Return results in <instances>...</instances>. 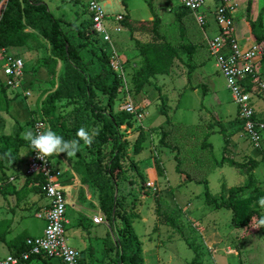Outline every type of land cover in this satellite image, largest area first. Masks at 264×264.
<instances>
[{"label":"rangeland","instance_id":"rangeland-1","mask_svg":"<svg viewBox=\"0 0 264 264\" xmlns=\"http://www.w3.org/2000/svg\"><path fill=\"white\" fill-rule=\"evenodd\" d=\"M41 1L47 5L48 11L61 21L62 30L70 43L79 51L89 74H95L99 70L97 54L101 45L93 36L83 37L82 40L77 36V30H81L80 23L89 20V15L85 9L87 3L92 0ZM97 1L108 16L122 14L126 12L125 8L129 7L135 20H147L151 16L147 4L149 1H152L154 13H157L162 19L172 17V14L175 17L179 12V9L176 8L178 6L177 0ZM238 1L239 9L234 15L236 35L238 37L249 36L250 28L245 17L247 3L251 1L252 18L256 20L260 12H263L264 20V0ZM216 4L217 0H206L204 7L214 8ZM168 8L171 9L170 13L166 12ZM177 24L173 19L172 24L160 28L161 35L176 48L180 42ZM183 24L186 25L190 34V36L189 34L186 36V44L196 46V52L190 61L195 70L192 73L190 84L187 82L186 67H183L185 72L167 84L170 86V91L167 90L166 85L162 87V93L166 96L163 101L169 105L167 108L168 116L172 125L170 127L161 126L165 117L160 114L159 92L153 83H149L145 90L139 94H135L130 89L132 101L136 107L142 110L143 120L141 123L143 128L137 127L138 122H134L135 120L132 118L128 125L120 127L124 157L121 162L123 173L114 187L116 204L112 210L115 216L114 225L105 218L106 214L100 210L108 229V237L105 241L106 233L104 230L106 227L104 224L94 225L91 219H87L88 224L79 228L73 220L75 215L73 209L68 210L67 207L66 218L70 220V224L66 229V237L69 246L77 242L78 238L82 239L80 233L84 230L82 234L99 252L103 241L109 251L115 250L113 259L103 256L102 264H117L115 258L118 249L115 244L119 240L117 230L121 226L119 217L122 213L138 217L133 219L132 227L141 242L143 264H188L194 257V252L188 247V244L195 248L199 254L197 264H264V238L260 235L256 218L251 220V226L247 227V230L246 227L245 229L235 228L231 224L233 214L230 210H214L204 203L203 181H207L210 194L217 200L221 194L223 195V186L228 189L242 186L247 182V175L242 171L226 164L216 167L213 163L212 157L219 160L225 156L238 162L244 159L240 155L226 154L228 153L227 150L225 153L223 152L225 138L228 137L226 132L223 135L217 132L211 133L207 137V142L212 145L211 150L200 149L209 128L213 127L219 131L223 128L222 125H216L215 119L226 126L232 124L233 129L228 127L231 136H235V139L240 138L247 149L254 147L252 148L245 139L242 128L235 119L237 109L233 104L231 93L226 87L224 77L217 71L214 59L209 54L204 34L212 38L215 36V30L208 29L206 26H199L191 15L184 18ZM41 26L47 30L49 20L45 17L42 18ZM134 38L148 46L156 43L150 35H134ZM112 40L114 48L126 65L129 76V78L127 76V80L130 82L131 72L140 63L134 41L130 40L126 29H121L119 33L112 30ZM10 52L18 55L24 62L21 81L30 90L31 97L25 99L20 95L9 99L8 112H0V118L3 119L4 124L3 127H0V136L11 134L14 130H21V137L26 138L27 133L31 131L29 120L38 116L43 97L55 89L50 84L48 72L42 64L43 59L51 55V48L48 41L41 36L40 31L35 29L33 30V38L26 46L13 48ZM178 53L184 58L180 50ZM1 68L2 61L0 60V70ZM258 71L264 79V64L258 65ZM63 73V65L58 61L56 84L62 79ZM129 86L131 88V85ZM192 87L196 91L191 89ZM256 100V98L253 99L255 106L256 104L257 106L261 105L262 101L257 102ZM121 101L122 99H116L114 111H121ZM66 102V100L61 101L57 103V106L58 111L63 114L62 121L66 125L67 131L63 132L58 125L55 132L62 135L66 140H71L80 139L78 132L81 128L85 129L89 135L93 136V142L88 145L81 139L80 152L87 161L94 162L96 160V143L101 139L100 124L95 120L90 110L85 108L83 97L79 98L78 104L65 105ZM94 102L100 106H105L106 97L97 93ZM62 104L64 105L61 107ZM161 129L169 131V136L164 141L166 146L159 143ZM140 130L145 134L146 140L142 145L143 150L136 155L133 153V144ZM169 146L177 147L180 161L179 170L184 171L183 175L192 178L186 184L179 183L181 176L180 173L176 172L175 152ZM111 149L110 141L104 143L100 148L102 168L108 164ZM28 151L27 145L20 147L18 151L19 160L14 166L9 167L6 171L7 176L12 174L24 176L27 170ZM53 160L54 158L51 159L52 162ZM152 167L157 174L158 171L160 173L157 179H152L155 182L154 190H149L146 188V179L141 174V170ZM164 174L168 180L166 182ZM254 177L258 181V186L256 183L254 185L256 190H247L238 197L237 221H242L245 212L249 209H258L264 216V203H261V200L264 199V163L256 168ZM96 181L97 185L107 184L104 172L101 171L96 175ZM85 186L93 194V197L86 199L84 193H79L81 203L83 201V209H100L96 187ZM260 207L262 210L259 209ZM202 218L208 223L204 224ZM171 221L174 225H171ZM33 222L38 224L40 220L35 216ZM211 227H216L220 232L217 243H210L206 237V230ZM77 246V248L82 249L81 243ZM3 248H5L4 243L0 242V251L4 250Z\"/></svg>","mask_w":264,"mask_h":264},{"label":"trees","instance_id":"trees-1","mask_svg":"<svg viewBox=\"0 0 264 264\" xmlns=\"http://www.w3.org/2000/svg\"><path fill=\"white\" fill-rule=\"evenodd\" d=\"M151 3L152 1H149L147 4L152 13V21H133L128 15H124L122 21L119 23V26L122 29H126L129 32L130 39L134 41L135 48L140 57V63L137 68H134L132 71L133 73L131 72L132 75L129 82L131 85L130 89L135 94L143 92L144 88L150 83L151 78H154L157 75H167L169 73L173 61H180L178 50H180L186 57V63L184 64L187 68L188 84H190L191 74L194 70L193 65L190 63L194 52V46L191 44L180 43L176 48L170 42L166 41L158 31L160 19L154 14ZM177 7L179 9V12L176 15L179 25L178 37L181 40L185 35L181 20L191 12L179 4ZM250 11L251 1H248L246 18L249 22L251 33L257 43H264L263 12H260L257 19L252 21L249 17ZM44 17L49 20V28L47 30L41 26V20ZM80 27L81 30H77V36L79 39L82 40L83 37L88 36H93L97 39L91 31V23L89 20L81 22ZM35 29L40 31L41 36L47 40L50 45L51 55L45 57L42 64L48 72L50 84L55 87L52 92L47 93L43 97L40 105L41 111H39L38 116L47 124L48 130L51 129L55 131L56 127L60 125L62 131L65 132L67 131V127L62 121L63 114L58 111L57 103L66 100L67 102L65 105L78 104L79 98L83 97L85 108L90 110L95 120L100 124L99 134L101 135V139L96 143V160L94 162L87 161L84 155L79 151L75 155L76 159L73 165V171L79 176L82 185H92L96 187L99 208L106 214L105 218L114 225L115 216L112 211L113 207L116 205L114 187L117 185L123 173L121 162L124 157L120 127L128 125L131 118L135 120L134 122L136 123L138 120L133 114H128L124 111H114L115 101L116 99L121 100L122 92L120 91L121 82L119 77L109 64V47L102 44L100 40L97 39L101 45L98 48L97 54L99 70L91 75L88 72L86 64L83 62L79 51L72 43H70L65 32L62 30L61 21L48 11L46 4L41 0H7L5 9L0 13V48L13 49L26 46L33 38V30ZM136 32L149 34L156 43L150 46L142 44L138 40H135L134 34ZM58 61L62 63L64 73L62 79L56 84L55 77ZM261 63L264 64V53L261 58ZM42 64H40L41 67H43ZM191 89L194 90L195 88L192 87ZM6 90L7 88L4 87L0 79V93L5 94ZM97 93L106 97L105 106H100L94 102ZM15 97H17V95ZM159 100L160 114L165 117L161 126L170 127L172 123L168 117L166 104L160 93ZM63 105L64 104L60 106L62 107ZM3 106L6 109L7 100H5ZM30 124H32V119L30 120ZM138 125L136 126L143 128L141 122H138ZM217 125H219V123H217ZM75 131L77 132L76 128ZM219 133L224 134L225 132L221 129ZM168 136L169 131L161 129L159 143H162V146L167 145L164 144V141ZM145 140V134L140 130L133 144L134 154L137 155L143 150L142 145ZM107 141H110L112 144L111 155L107 166L102 168L100 148ZM25 145L29 147V142L27 139L20 137L19 131L14 136H0V155H5L8 151H11L17 156L20 147ZM169 147L175 152L174 160L177 162L176 172L182 173L179 170L180 161L178 149L175 146ZM211 148L212 146L207 142L206 135L200 145V149L211 150ZM212 160L215 166L226 164L229 167L242 171L247 175V182L242 186L228 189L223 186V195L217 200L210 194L207 181H203L204 203L214 210H230L233 214L231 224L235 228H245L249 225L252 219L256 218L258 230L260 235L264 238V218L258 209L247 210L244 214L243 220L237 221L238 197L241 194H244L247 190H256V188H254L255 179L253 171L258 166V162L253 159H249L245 162H238L227 157H222L219 161L212 157ZM101 171L105 174L107 180L106 185H97L96 175ZM159 173L160 171H158V175ZM186 177L188 178V176ZM26 180L28 183H36L37 190L42 192L41 186L43 184V179L41 177L28 176ZM146 196L148 197V194H146ZM136 218L138 217L126 213H122L119 217L121 225L117 230L119 240L116 241L115 244L118 249L115 258L117 264H143L141 242L138 240L132 227V221ZM171 225H174L172 221ZM24 237L25 236H22L15 241V243L21 242L22 244L20 245L22 247L18 252H23L25 250V241H23ZM8 246L10 247L11 245L8 244ZM188 247L194 252V257L188 264H197L199 260L197 250L189 246V244Z\"/></svg>","mask_w":264,"mask_h":264},{"label":"built area","instance_id":"built-area-1","mask_svg":"<svg viewBox=\"0 0 264 264\" xmlns=\"http://www.w3.org/2000/svg\"><path fill=\"white\" fill-rule=\"evenodd\" d=\"M6 1H0V10L5 9ZM205 1L178 0V3L194 15L197 24L201 27L207 25V15L212 16L217 33L212 38L205 34L209 54L214 59L217 71L224 77L226 87L231 93L233 104L237 109L236 119L245 139L254 148L264 151V118L256 116L253 105L254 98H259L264 103V79L258 71L259 62L264 53V43L252 41L246 47L237 41L234 15L239 9L238 0H217L214 8L204 7ZM85 10L89 15L92 33L102 44L109 47V64L119 77L120 91L123 93L120 110L135 115L138 122H141L142 110L136 107L131 99L126 65L114 48L112 40V30L119 33L122 29L119 23L123 19V14L108 16L97 0L89 1ZM0 60L2 61L1 81L4 87L25 99L30 98V90L25 89L21 81L24 70L23 60L6 48H0ZM31 129L33 135H38L47 131L48 127L38 116L32 118ZM46 159L37 157L36 153L31 151L25 172L26 176H38L43 179L41 190L47 200L46 225L43 234L27 238L23 252L0 258V264H20L37 256L58 259L62 264H81L80 252L69 246L66 237L63 173L52 166L49 157ZM145 185L147 189L154 190L153 182L148 181ZM102 222V218L93 219L94 224Z\"/></svg>","mask_w":264,"mask_h":264},{"label":"crops","instance_id":"crops-1","mask_svg":"<svg viewBox=\"0 0 264 264\" xmlns=\"http://www.w3.org/2000/svg\"><path fill=\"white\" fill-rule=\"evenodd\" d=\"M177 3H178V0H177ZM176 8L178 9V7H176ZM125 11L126 12L122 13L123 16L128 15L130 17V19H132L133 21L150 22L153 19L151 11H150L151 16H149L147 20H143V19L135 20L132 17L131 10L129 7H126ZM153 12H154V8H153ZM166 12L170 13L171 9H169V8L166 9ZM190 15L192 17H194V15L191 13L185 17H188ZM156 16H158V14ZM172 17H165V19H162L161 17L158 16V18L160 19V25L158 27V31L160 34H162L160 31V28L162 29V27H165L167 25L172 24L173 19L175 20V23H178L176 16L174 17L172 14ZM245 17H246V11H245ZM249 17L251 18L252 21L255 20L254 18H252L251 12H250ZM171 18H172V20H171ZM184 18L181 20V25L184 28L185 35H184L183 39H181V40L179 39V41H180L179 44L180 43L186 44V42H185L186 36L189 34L187 31L186 25L183 24ZM246 20H247V18H246ZM248 25H249V22H248ZM206 28L213 29V30H215V34L217 33V27L213 21L212 16L209 14L207 15ZM234 28H235V26H234ZM249 28H250V25H249ZM263 28H264V20H263ZM134 35H149V34L142 33V32H136ZM189 36H190V34H189ZM204 36H205V34H204ZM235 37L241 45L246 46V47L252 41H255V38L251 33V28L249 31V36L246 35V36H242V37H238L236 35V30H235ZM129 38H130V34H129ZM191 45L194 46V52H193V56H194V54L196 52V46L194 44H191ZM9 51H11V49H9ZM179 59H181V60L180 61L179 60L173 61L172 66L170 68V71L167 75H157L154 78L150 79V83H153L155 85L154 87L157 88V92H159L160 95L164 99H166V96L162 93V87H164L166 85L167 90L170 91V86H168L167 84L173 82V80L176 77L181 76L185 72V70L183 68V67H186V65L184 64V63H186L185 55H184V58L179 56ZM260 63H261V60H260L259 64ZM178 66H180V67H178ZM194 70H195V68H194ZM194 70H193V72H194ZM186 74H187V68H186ZM1 75L2 74L0 71V79L2 78ZM191 76H192V74H191ZM199 86H201V85H199ZM203 87H205V85ZM24 88L28 89L26 86H24ZM204 89L206 90V87ZM144 90H145V88H144ZM9 91H11V94H9ZM194 91H196V89ZM15 95H16V93L12 92V90H9V89L6 90L5 94L0 93V112L1 111L8 112V101H9V99L15 98ZM17 96H20V95H17ZM158 99H159V96H158ZM5 100H7L6 109L3 106ZM256 101L261 102V100L259 98ZM158 102L160 105V101H158ZM165 104H166V102H165ZM253 105L255 106L254 101H253ZM168 107H169V105L166 104V108H168ZM255 109H256V116L260 117V118H264V103L261 102V105H259V106H257V104H256ZM166 111L168 114V109H166ZM235 119H236V117H235ZM215 121H216V125H217V123H219V125H222L223 128L226 129V131H224V129L222 128L223 131L226 132V134H228L227 138H225L223 136L226 139L225 145L223 146V148H224L223 152L224 153L227 150L228 153H226V154L242 156L241 158H244V159L241 162H245V161H248L249 159H253V160L258 162V166L261 163H264V151H262L260 149L257 150L255 148H253L252 145L251 146L253 149H250V148L247 149V147H245L243 145V143L241 142L240 138L235 139L234 138L235 136H231V133H230L231 131H229L228 127L230 126L233 129L232 124L229 126H226V125L222 124L221 121H218L217 119H215ZM236 121H237V119H236ZM29 123H30V120H29ZM3 125H4L3 119L0 118V127H3ZM30 128H31V125H30ZM234 129H235V126H234ZM208 130L209 131H208L207 137L213 132L219 133V130H215L213 127L209 128ZM31 131H32V129H31ZM19 132L21 134V130H19ZM16 133H18V130H14L11 134H2L1 136H14ZM232 133H234V132H232ZM20 137H21V135H20ZM21 138H23V137H21ZM23 139H26V138H23ZM29 150H30V148H29ZM241 152H243V153H241ZM30 154H31V151H29V154L27 155V166H28ZM18 157H19L18 153L16 156L11 151H8L5 155H0V242H3L4 247H5V248H3L4 250L0 251V258H5L9 255L20 254L22 251L18 252V250H20V248L22 247L20 245H22V244H21V242L15 243V241L22 236H25L23 241H25L29 237L41 236L43 234V231H44V228L46 225L47 200L44 197L43 193L37 190V187H36L37 184L34 182L28 183L26 180L28 176H26L25 174H24V176L13 175V174L9 175V176L6 175V171L9 169V167L14 166L15 163L19 160ZM223 157H225V156H223ZM52 158H54L53 162L51 161ZM227 158H229V157H227ZM49 159H50L52 166L54 168H57L58 170H60L63 173V178H62L63 182L62 183H63L64 193H65L66 210H67V207H68V210L73 209V211L75 213L73 220H75L76 226L79 228L80 227L83 228L85 225L88 224L87 219H91V221L93 223L94 218H102L103 219L102 223H97V224L93 223V224L94 225H99V224L105 225V227H106V229L104 230V232L106 233V237L104 238V241H105V239L108 237V234H107L108 229H107V226L105 224V218L101 215L100 209H90V208H88V209L86 208V210L83 209V205H82L83 201L81 203L79 193L80 192L84 193V197L86 199H89V198L92 199L93 194L88 191V189L86 188L85 185H82L80 183L79 176L73 171V165H74L75 159H76L75 156L67 157V155L65 153H60L57 156L53 155V156L49 157ZM219 160H217V161H219ZM216 167H221V166H216ZM256 168L253 171V176H254V173L256 171ZM181 172L182 173H180L181 177L179 179V183H184V184L188 183V181H190L192 178H190V176H188V175H187L188 178L185 175H183V172H184L183 170ZM141 174L144 176V179H146V182L153 181V183L155 185V182L152 179H157L158 174L156 173L154 167H152L150 169L141 170ZM164 178H165L164 179L165 182L168 181L167 178L165 177V174H164ZM254 179H255V177H254ZM255 183L258 186L257 179H255ZM168 186H169V183H168ZM259 187H261V186H259ZM254 188H256V187L254 186ZM221 196H222V194L220 195V197ZM259 209L262 210L261 207ZM35 216L40 220V222H38V224L33 222V218ZM263 218H264V216H263ZM66 221H67V226H66V229H67L68 225L70 224V220H68L66 218ZM202 222L204 224L208 223L207 221H204V219ZM250 226H251V222H250L249 226H247V227H250ZM247 227H246V230L248 229ZM82 231L83 232L80 233V236L82 239L78 238L79 240L77 242L70 244L74 249H76L80 252V254H81L80 263L81 264H102L103 263L102 262L103 256L104 257H106V256L110 257L111 259L114 258L115 250L109 251V248L105 247V244L103 241L101 251L99 252L94 247V245L91 242H89V239H87V237L84 236V234H82V233H84V230H82ZM219 236H220V232L216 227H211V228H208L206 230V237L210 243H217V240H219L218 239ZM80 243L82 245V249L77 248L78 247L77 245ZM8 244H10L11 246L9 247ZM84 251H87V252H84ZM20 264H62V262L59 261L58 259H47V258H44L41 256H37V257L30 258L28 261L21 262Z\"/></svg>","mask_w":264,"mask_h":264},{"label":"clouds","instance_id":"clouds-1","mask_svg":"<svg viewBox=\"0 0 264 264\" xmlns=\"http://www.w3.org/2000/svg\"><path fill=\"white\" fill-rule=\"evenodd\" d=\"M78 136L80 139L66 140L62 135L49 129L38 135H33L29 131L26 138L29 142V151H34L37 157L47 160V157L57 156L60 153H65L67 157L75 156L80 151L81 139L88 145L93 142V136L83 128L79 130ZM261 203H264V199L261 200Z\"/></svg>","mask_w":264,"mask_h":264}]
</instances>
